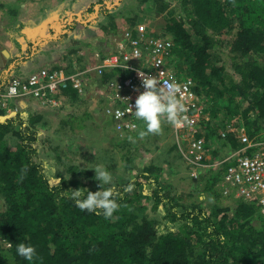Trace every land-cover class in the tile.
Segmentation results:
<instances>
[{
	"label": "trees",
	"instance_id": "1",
	"mask_svg": "<svg viewBox=\"0 0 264 264\" xmlns=\"http://www.w3.org/2000/svg\"><path fill=\"white\" fill-rule=\"evenodd\" d=\"M25 1L0 0V11L21 21L19 11ZM96 5L97 16L91 23L99 24L104 35L116 33L119 4ZM182 6L183 20L170 17L164 34L174 40L175 61L179 57L187 64L196 91L206 101H216L204 111L203 129L209 131L222 122L225 140L237 150L243 144L239 131L228 130L229 124L244 127L254 141L264 124V0H182ZM121 19L123 25L134 26L139 16L121 13ZM74 23L79 20L73 18L69 26ZM223 37L230 38L224 51L227 58H214L211 50ZM70 39L72 54L82 40L74 35ZM83 43L90 45L88 40ZM3 71L10 76L0 82V90L14 74L7 68ZM120 71L108 69L95 82H107ZM67 93L73 100L71 108L59 111L64 113L62 125L80 131L91 114L87 108H75V89ZM38 108L12 115L0 110V196L6 202L0 211V264H264V213L244 200L225 204L229 199L223 197L220 183L228 163L199 176L211 210L193 193L166 191L159 168L151 163L125 183L106 185L113 187L119 207L105 218L102 210L82 211L75 205L70 190L101 187L94 179L95 170L63 162L60 147L41 135L40 126L49 112ZM45 144L50 145L45 151H51L47 157L41 153ZM128 185L131 191H125ZM20 242L35 247L31 262L16 253Z\"/></svg>",
	"mask_w": 264,
	"mask_h": 264
},
{
	"label": "rangeland",
	"instance_id": "2",
	"mask_svg": "<svg viewBox=\"0 0 264 264\" xmlns=\"http://www.w3.org/2000/svg\"><path fill=\"white\" fill-rule=\"evenodd\" d=\"M100 1L104 0H27L21 5L19 15L21 21H27V24L31 23L33 26L39 24L41 19H44L43 36L45 38L54 34L52 30L45 29L46 26L51 25L50 22L52 21L54 24L59 22L61 26L56 27L54 25L53 27L60 29L58 34L56 33L59 41L56 43L52 42L53 44L49 41L43 48L55 49L57 51L54 56V59H57V63L53 65L55 67L80 66L84 61L90 62V60H93L97 51L92 47H87V50L85 51L84 49L83 52L82 48H80L81 51L75 55H72L68 51L72 40L63 35L68 33L69 30L70 34H74L75 32H71V29L77 28L76 23L72 27L68 26V13L82 11L96 15L97 11L94 5L99 4ZM107 2L109 4L117 3L121 10L123 9V11L120 10V12L116 13L119 26L116 33L104 35L103 31L99 28V24L94 25L95 22L92 24L94 27H88V31L85 33L87 36L92 35L91 40L95 39L96 41L92 40L91 42L90 40V42L96 43L97 47L101 48L111 49L113 47L114 37L120 33V29L124 26L123 22H125V20L121 19V13L129 16L132 14L139 16L138 21L147 20L159 30L156 31V34L159 35H165L164 28L170 17H176L180 20L184 18L182 0H146L144 2L140 0H107ZM161 4H166L167 6L160 13ZM59 12H61L60 15H58ZM21 21L13 20L11 16L2 14L0 11V32L8 34L11 39L17 38L19 35L18 28L22 25ZM127 25L130 24L128 23ZM24 26L27 25L25 24ZM89 26L91 25L89 24ZM24 30L27 31L26 33L28 34L26 35L30 39L34 38L29 30ZM82 34H84V31H82ZM223 38L220 39L218 47L211 50L214 58L219 55L227 58V52L224 51L228 50V40L230 38ZM39 53H41L39 57L43 58L51 55L49 51L45 52V50L39 51ZM72 57L73 59H70ZM177 59L175 64L180 75L183 77L189 75L185 70L187 64H184L179 57ZM43 66L46 65L44 64ZM209 100L210 102H207L210 105L216 102L214 98H209ZM77 107H79L80 111L87 108L91 114L80 131H71L67 125H62L64 124L62 120L64 113L52 110L45 117V122L40 126L42 137L48 142H52L53 146L60 147L64 163L78 164L82 168L93 170L94 168L92 167H95L97 164L102 165L112 173L113 180L111 185H114L116 181L125 183L135 178L142 169L153 163L159 168V178L165 184L166 191L171 194L179 193L184 196L188 193H193L194 198L198 197L203 200L202 204L204 208L211 210L212 202L205 199L206 194L200 189L202 181L199 180V176L209 175L214 170L209 164L233 152L230 143L228 140H225L227 131L223 129L222 122L212 125L209 131L205 128L203 129L204 136L207 138L206 156L208 165L196 167L186 157L188 155L186 153L187 144L180 141L175 133L173 123L168 122L166 117L162 119L161 131L159 133H147L141 136L140 132L145 131L142 121L134 130L127 132L115 130L112 121L109 118V120L106 119L100 113V104H98V99L93 92L90 93L89 97L83 99ZM129 137H132V139L130 140ZM225 142L227 143L224 144ZM45 149L50 150V145L45 144L41 147V153L47 157L51 151L47 153ZM47 159L51 161L52 157L50 158L49 156ZM53 181L56 183L58 180L54 179ZM224 201L226 202L225 204H233L230 200L225 199ZM5 206L6 202L0 196V211L4 210ZM152 214H155V212L153 213L152 211Z\"/></svg>",
	"mask_w": 264,
	"mask_h": 264
},
{
	"label": "built area",
	"instance_id": "3",
	"mask_svg": "<svg viewBox=\"0 0 264 264\" xmlns=\"http://www.w3.org/2000/svg\"><path fill=\"white\" fill-rule=\"evenodd\" d=\"M94 58V62L87 65L43 66L25 76L12 74L9 83L0 90L1 107L11 113L18 109V100L33 99L41 107L62 111L73 100L67 93L73 88L77 100L95 93L100 111L111 119L115 130L127 132L136 129L141 122L132 111L136 98L145 90L142 72L158 81V89L166 88L168 83L177 86V97L186 111L180 114L179 124H173L175 133L181 142L187 144L186 157L192 164L196 167L208 165L201 124L208 102L196 91L193 78L183 77L178 72L172 37L154 33L147 20L138 21L134 26L125 24L114 37L110 51L104 55L96 52ZM111 68H118L121 73L107 82H95L96 76ZM228 130L239 131L243 146L209 164L218 170L228 163L220 183L221 193L231 201L252 202L264 213V124L259 139L255 141L249 138L244 127L229 124Z\"/></svg>",
	"mask_w": 264,
	"mask_h": 264
},
{
	"label": "clouds",
	"instance_id": "4",
	"mask_svg": "<svg viewBox=\"0 0 264 264\" xmlns=\"http://www.w3.org/2000/svg\"><path fill=\"white\" fill-rule=\"evenodd\" d=\"M140 75L143 77L145 90L136 98L135 110L132 111V115L144 123L145 131H141L140 135L159 133L161 131L162 118L164 117L170 123L179 124L180 114L184 113L186 108L177 97V86L174 83H168L166 88L162 86L158 89L157 80L145 76L142 72ZM130 109L133 108L130 106ZM184 119H187V117H184ZM129 139L131 140L132 137H129ZM92 168L95 170L94 179L101 186L99 190H87L86 192L82 188L70 190L71 198L82 211L94 212L102 210L103 216L110 218L119 207L113 187H106V185H111L112 183V173L99 164ZM131 188L132 185H128L125 191H131ZM16 253L31 262L36 255V249L31 244L20 242L16 245Z\"/></svg>",
	"mask_w": 264,
	"mask_h": 264
},
{
	"label": "crops",
	"instance_id": "5",
	"mask_svg": "<svg viewBox=\"0 0 264 264\" xmlns=\"http://www.w3.org/2000/svg\"><path fill=\"white\" fill-rule=\"evenodd\" d=\"M107 1V0H104ZM99 6L96 5V11L97 8ZM81 10V9H80ZM61 12L58 13V15H60ZM75 14V15H73ZM97 16L94 14H89V12L84 13V12H80V11H73V12H69L68 13V26L69 23L72 21L73 18H76V20H79V23L77 24V28H75L74 30L71 29V32H75L74 34H70V30L68 32V36H65L66 38H70L71 36H78L79 38H81V42H80V46L77 49L76 52H72V55H75L77 52H80L82 48V52L87 50V47H92L94 48L97 52L101 53L102 52L99 50L101 47H97V44H93L91 43L92 40H94V42L96 41L95 39L91 40V36H87L85 33H87V29L88 27H84L86 26V22H89L91 26L89 27H94L92 26V19H94ZM22 25L18 28L19 29V35L17 36V38L11 39L9 38L8 34H5L3 32H0V62L2 63V61H5L3 66H0V82H5V80L10 76H6L5 71H3L5 68L10 69L14 74H18V75H27L35 70H37L38 68L42 67L44 64L47 67H55L53 66L55 63H57V59H54L55 57V53L57 51H55V49H48V48H43V46H45L49 41L52 43H56L57 41H59L58 39V32L60 31L59 28H53L54 25L57 27L61 26V24H59V22L57 24H54L53 21L50 22L51 25H47L45 29H49L52 30L54 32V34L52 36H47L45 38V36H43V22L44 19H41V21L39 22V24H36L35 26L31 25V23L27 24V21L24 22L23 20L21 21ZM48 24H50L49 22H47ZM27 26H24V25ZM64 25V24H63ZM84 25V26H83ZM23 26V29H22ZM33 26V27H32ZM67 26V27H68ZM150 26L153 28L154 31H159L158 29H156L154 26L151 25ZM70 27V26H69ZM53 28V29H52ZM29 30L30 33H32V35L34 36V38L30 39L26 34L27 31ZM39 30V33H38ZM79 31L81 32V35L79 34ZM82 31H84V34H82ZM57 33V34H56ZM157 33V32H156ZM5 34V35H4ZM7 36V37H6ZM51 37V38H50ZM48 38V39H47ZM66 40V39H65ZM89 41L90 45H86L85 43H83L84 41ZM25 42V43H23ZM28 44H27V43ZM73 42V41H72ZM52 43V44H53ZM100 43V42H99ZM98 43V44H99ZM23 44H25L23 46ZM72 45V44H71ZM47 49V50H46ZM104 49L105 51H107V53L110 51V49L107 48H101ZM4 50H8L9 52V56H6L4 53ZM49 51L50 52V56H46L45 58L43 57H39L41 55V53H39V51ZM45 54V53H44ZM38 56V57H37ZM95 56V55H94ZM95 58L93 57V60H90V62H83L85 65L90 64L92 62H94ZM59 61V60H58ZM45 67V66H44ZM82 100H76L75 104H79ZM71 105V103L69 104V106ZM77 105L75 106V108H78ZM68 106V107H69ZM40 108H44L41 107L38 102H36L33 99H29V100H18L17 101V110H13L11 113H9L6 108L1 107L0 105V110H4L5 115H12L18 111H25L26 109H31V108H35V109H39ZM45 110H48V112L50 113V109L45 108ZM54 111V110H52ZM48 114V113H47ZM165 118V117H164ZM162 118V119H164Z\"/></svg>",
	"mask_w": 264,
	"mask_h": 264
},
{
	"label": "water",
	"instance_id": "6",
	"mask_svg": "<svg viewBox=\"0 0 264 264\" xmlns=\"http://www.w3.org/2000/svg\"><path fill=\"white\" fill-rule=\"evenodd\" d=\"M4 53H5L6 56H9L8 50H4ZM4 63H5V61H2V63L0 62V66H3Z\"/></svg>",
	"mask_w": 264,
	"mask_h": 264
}]
</instances>
